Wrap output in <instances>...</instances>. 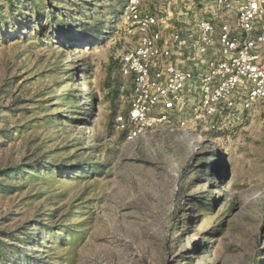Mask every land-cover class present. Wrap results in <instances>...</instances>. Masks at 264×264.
<instances>
[{"label":"rangeland","instance_id":"rangeland-1","mask_svg":"<svg viewBox=\"0 0 264 264\" xmlns=\"http://www.w3.org/2000/svg\"><path fill=\"white\" fill-rule=\"evenodd\" d=\"M124 3L0 0V264H264V103L127 140Z\"/></svg>","mask_w":264,"mask_h":264},{"label":"built area","instance_id":"built-area-1","mask_svg":"<svg viewBox=\"0 0 264 264\" xmlns=\"http://www.w3.org/2000/svg\"><path fill=\"white\" fill-rule=\"evenodd\" d=\"M121 18L127 140L172 118L201 137L264 103V0H125Z\"/></svg>","mask_w":264,"mask_h":264},{"label":"bare ground","instance_id":"bare-ground-1","mask_svg":"<svg viewBox=\"0 0 264 264\" xmlns=\"http://www.w3.org/2000/svg\"><path fill=\"white\" fill-rule=\"evenodd\" d=\"M183 137H186L190 140V144L193 146V148H197V146L199 147V145H198L199 140H200L199 138H196V137H193V136L187 135V134H185Z\"/></svg>","mask_w":264,"mask_h":264}]
</instances>
